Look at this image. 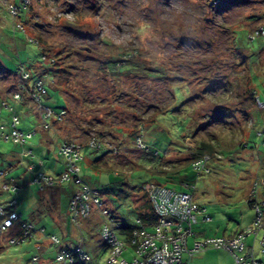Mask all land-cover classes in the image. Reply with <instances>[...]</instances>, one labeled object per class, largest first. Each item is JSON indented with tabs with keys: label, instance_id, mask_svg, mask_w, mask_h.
<instances>
[{
	"label": "rangeland",
	"instance_id": "rangeland-1",
	"mask_svg": "<svg viewBox=\"0 0 264 264\" xmlns=\"http://www.w3.org/2000/svg\"><path fill=\"white\" fill-rule=\"evenodd\" d=\"M260 27L264 0H0V169H10L0 175V202L15 195L4 191V180L13 177L21 188L16 211L34 226L33 236L21 243H8L11 230L0 235V264H29L32 256H39L40 264H57L50 234L81 245L91 255L85 264H120L136 256L130 243L121 255L111 256L100 241L96 209L86 222L75 225L65 212L63 191L59 196L58 188H46L39 196L41 191L29 181L37 172L55 176L62 169L57 155L61 140L54 132L65 137L69 130V139L84 142L88 137L82 129L88 127L103 131L104 141L128 144L125 148L118 143L119 154L106 153L99 161L116 172L90 167L101 150L83 149L81 163L105 207L123 223L135 225V197L147 190L149 181L175 188L149 166L182 165L186 153L204 141L214 144L205 166L209 171H197L189 162L179 171L194 201L212 217L202 222L197 216L193 230L202 232L203 239L248 229L254 213L246 197L254 190L256 200L264 194L254 188L256 181L264 185V111L250 95L251 88L261 98L264 94V37L247 38ZM108 58L110 71L105 67ZM125 58L131 59L125 61L128 70L118 72ZM54 65L67 67L62 76L66 91L51 85L50 73L38 75L39 67L53 71ZM25 73L31 77L29 86L38 76L46 84L43 106L59 111L67 105L63 122L54 132L48 130L49 144L42 139L47 132L43 121L26 95L25 104L12 99ZM57 75L54 84L62 73ZM9 107L20 118L19 129L38 130L25 144L32 150L28 156L22 155L21 145L1 137L2 130H9ZM118 129L127 137L142 132L145 148L131 138L128 143ZM62 188L68 191L69 185ZM59 203L62 211L54 218ZM41 228L45 232H38ZM263 234L260 230L245 236L244 250L237 251L246 257L243 264H264ZM220 250L210 246L182 260L236 264L232 254Z\"/></svg>",
	"mask_w": 264,
	"mask_h": 264
},
{
	"label": "built area",
	"instance_id": "built-area-1",
	"mask_svg": "<svg viewBox=\"0 0 264 264\" xmlns=\"http://www.w3.org/2000/svg\"><path fill=\"white\" fill-rule=\"evenodd\" d=\"M19 7V6H18ZM16 10V8L14 7ZM15 13V12H14ZM254 35H264V28L260 27L253 33ZM28 74H24L26 79ZM38 93H45L44 86L41 82L36 85ZM38 93H33L34 100L39 99ZM18 99V93L12 97ZM260 109H264V100H255ZM36 109L40 110L37 104ZM41 111V110H40ZM48 108H45V116L50 115ZM18 119L14 117L10 125V131L8 133H2V138L5 141H12L14 143L23 144L25 141L32 137L34 132L24 133L17 129ZM60 152L65 158L66 168L61 174L60 180L74 179V182L78 185H82L79 179V167L77 162L80 159L79 147L77 144L65 143L60 147ZM31 154L30 150H24L22 155L28 156ZM208 159L204 156L201 160L195 163L196 167L206 169L204 162ZM204 161V162H203ZM8 172L5 170L0 171V175L4 176ZM75 175V176H74ZM74 176V177H73ZM52 177L45 174H40L34 178L33 182L36 184H52ZM10 188L12 192L17 193V186L5 184V190ZM151 194H153V200L155 210L159 215V222L154 227L153 233L149 234L144 230L139 231L135 238L130 241L131 246L135 249L136 256L127 261L122 259L120 264H184L182 256L186 254L188 257L195 255L196 253L206 249L207 247H215L228 251L234 257L236 264H243L244 257H239L236 251L244 250V238L249 233H257L260 230L264 232V194L261 201L254 203L253 208L255 211L254 227H249L246 230L239 232L233 236L224 237H206L201 240H194L191 247L186 245L187 238L193 234L191 226L197 223V216L201 214V209L193 203L191 195L185 192H179L168 188H157L151 186ZM15 200L9 202L0 203V235L6 230L14 229L16 234L11 235L8 239V243H20L26 239H30L33 236V224L28 222H21L19 215L11 210L10 206H13ZM90 206L100 208L104 217L109 216L106 209L102 208V204L98 200V194L91 192L90 188L83 185L73 197L70 202V213L72 220L75 223H79V219L88 216L90 213ZM261 207V208H260ZM204 221H210L208 216L203 218ZM21 222V223H19ZM20 224V226H19ZM43 233V229L38 230ZM103 242L109 245L110 253L112 257L119 256L127 247L120 241L112 232V228L107 224L102 227L100 235ZM51 244H58L56 246L55 261L58 264H84L85 261H89V255L83 250L80 245L69 243L65 246L59 244V239L56 236L48 237ZM261 244H264V234L261 240ZM41 258L39 256H33L29 264H40ZM111 264V261H109ZM254 264H261L252 260Z\"/></svg>",
	"mask_w": 264,
	"mask_h": 264
},
{
	"label": "trees",
	"instance_id": "trees-1",
	"mask_svg": "<svg viewBox=\"0 0 264 264\" xmlns=\"http://www.w3.org/2000/svg\"><path fill=\"white\" fill-rule=\"evenodd\" d=\"M20 1V0H19ZM19 5V9H25V7H24V5H23V7L21 6V4H18ZM20 28H22L23 30H25L22 26L20 27ZM256 30V29H255ZM255 30H251L249 33H248V35H247V38H248V40L249 41H252V40H254V39H257V38H260V37H264V35H260V34H258V35H254L253 33H254V31ZM34 40L36 41V42H38V39H36V38H34ZM39 43V42H38ZM41 50H42V52H43V55L45 56V53H44V50L42 49V47H41ZM125 56H128V57H130V56H132L131 54H128V55H125ZM43 57V56H42ZM43 59H44V57H43ZM48 59V58H47ZM45 60V59H44ZM51 60V64L53 65V62L55 61V60H52V59H50ZM127 60H131V59H127V58H125V60L123 61V63L122 64H119V71L118 72H123V71H127L128 70V65H126L125 63V61H127ZM117 61V60H116ZM115 61V62H116ZM105 62H106V65H105V67H106V69H107V71H110L111 69L109 68V65H108V63L110 62V60H109V58L107 59V61L105 60ZM119 62V61H118ZM55 66V69L52 71V70H49V69H47V68H42V67H39V70L41 71V74H38L39 76H43V74H45V73H50L51 74V76H52V83H51V85H53L56 89H58L59 91L60 90H64V91H66L64 88H66L64 85L62 86V83H66V81L65 82H63V79H62V76L64 75L65 77H66V73L68 72L67 71V67L66 68H64V67H62V66H56V65H54ZM59 72H61L62 73V75L59 77V79L60 80H58V85L57 84H54L55 83V80H54V78H55V76H58L57 74H59ZM21 76H23V75H21ZM20 76V77H21ZM37 77L35 80H34V82H33V84H32V86H29L28 85V80L31 78L29 75L27 76V78L25 79L24 78V80L25 81H23L22 79V81H20L21 82V84H20V88H19V93H18V99H13L15 102H18V103H20V102H22L24 99H25V95H26V98H27V100H29L30 102H31V104L33 105V108H32V106L31 107H29L30 109L32 108L34 111H35V113H37V115L39 116V117H41V119H42V124H43V128H42V130L43 131H46L47 130V132H46V134H44V136H46L48 133H49V129H51V131H53L54 132V126L55 125H57V124H60L61 122H63V120H64V118H65V116H66V114H67V105H66V107H63V108H61L59 111H55V109H53V108H50V107H46V106H43V104H42V101H43V99L45 98V97H47V94H48V88H47V86H46V84L44 83V81L40 78V77ZM38 82H41L42 83V85L44 86V89H45V93H38V90H37V88H36V85H37V83ZM60 85H61V87H60ZM58 86V87H57ZM33 93H38V95H39V99L38 100H34V97H33ZM250 95H251V97H252V99L255 101V100H260V101H262V100H264V94H263V97L261 98V96L260 95H257V92L253 89V88H251L250 89ZM23 103V102H22ZM23 104H25V103H23ZM37 104L39 105V107H40V110H38V112H36V106H37ZM27 105V104H26ZM28 106V105H27ZM8 107V106H7ZM45 108H48V110L51 112L50 113V115L48 116V117H46L45 116V114H44V112H45ZM9 109L11 110V114H10V116H9V130H2V132H1V137H2V133H8L9 131H10V125H11V123H12V119L14 118V117H16L17 119H18V121L20 122V118H19V116L17 115V113H16V111H15V109L13 108V107H9ZM260 110H262V111H264V109H260ZM243 112H244V114L245 115H247L248 117H249V110L248 109H245V110H243ZM102 128H104V127H102ZM17 129H19V123L17 124ZM139 129H142L141 127L139 128ZM20 131H22V132H24L25 134L26 133H30V132H34L33 134H32V136L34 135V134H36L37 133V128H29V129H26V130H22V129H19ZM82 130H84V136H87L88 138L86 139V140H84V142H79V141H77V140H75V139H69L68 138V136H69V130H68V132H67V134L65 135V137L63 136H60L57 132L55 133L54 132V136H57L58 138H60V144L58 145V151H57V155L58 156H60L61 158H62V162H63V167H62V169L55 175V176H52V175H49V174H47V176H50V177H52V179H53V181H52V184H50V185H43V184H36L35 183V185L38 187V189H39V191H41L40 192V194H39V196H41V194H42V191L43 190H45L46 188H58L60 191H63L64 190V188H62V186L63 185H65V184H68L69 185V190L68 191H66V190H64L63 192L65 193V200L67 201V209H66V211L65 212H67L68 213V218L71 220V223H73V224H75V225H82L84 222H86V220L91 216V213H92V210H93V208L94 209H96L97 211H98V213H99V215H101V219L99 220V225H98V234H99V237H100V235H101V232H102V227L104 226V224L106 225H108V226H110V228H112V232L114 233V235L120 240V241H122L123 243H124V245H125V247H126V243H130V241H131V239L132 238H135L136 237V234L139 232V231H141V230H144L145 232H147V233H149V234H151V233H153L154 231H153V229H154V227L158 224V220H159V215L157 214V212H156V210H155V205H154V200H153V194H151V186H154V189H157V188H168V189H172V190H175V191H179V192H185V193H188L189 195H191V197H192V201H193V203L194 204H196L200 209H201V214H199V215H201V221L202 222H210L211 220H212V217L210 216V214L208 213V210H207V208L205 207V206H203V205H200V204H198V203H196L195 201H194V199H193V196H192V194H191V192L189 191V189H191V186H190V184L187 182V180H186V177L185 176H182V175H180V169L182 168V167H184L188 162H189V164H191L192 165V167L195 169V170H197V171H200V172H203V173H207L208 171H209V169L206 171H204V169L203 168H200V167H196L195 166V163L198 161V160H201L204 156H207L208 157V159L209 158H211L210 156H209V153H212L213 152V148H214V144H213V142H211V143H209V142H201L198 146H196L195 148H193L192 150H190L189 152H187L186 153V158H184L183 159V162H182V165H178V164H173L172 163V165H171V163H168V165H166V166H162V164L161 165H159V163H154V164H152V165H150L149 166V168H148V170L152 173V174H156V175H159V176H165L164 178L166 179V180H169V182H173L174 184H175V188H172V187H169V186H167V185H164L163 183H160V182H158V181H156V180H151V181H149V184H148V188H147V190H145L143 193H141V194H139V195H137L136 197H135V206H134V209H135V212H136V223H135V225H130V224H126V223H123L121 220H119L118 219V217H116L115 215H114V213H112L111 211H109V209L107 208V207H105V205H104V202H103V200H102V196H101V192L97 189V188H95L94 186H92L88 181H87V177H86V175L85 174H83V169H82V167H81V163L85 160V157L82 155V150L83 149H88V150H95V151H102V154L100 155V156H98L97 158H95L93 161H91V162H89V164H90V167L91 168H93V169H97V170H104V171H108V172H110V171H113V172H116V171H114L113 170V168L111 167V166H104V167H102L100 164H99V161H100V159H101V157L103 156V155H105L106 153H114V154H119V147H120V144L123 146V147H125V148H127L128 147V144L124 141V143L121 141V142H118V143H120V144H118V143H116L115 144V142H111V141H104L103 139H102V137H104V134H102L103 133V131H101V130H96V128H91V127H88V129H86V128H84V129H82ZM118 132H119V134H122L123 136H124V134H123V132L122 131H119V129L117 130ZM139 131H142V130H139ZM50 135H48V137H49ZM124 137H127V135L126 136H124ZM130 138H131V140L132 141H135V143L137 142V143H140L141 144V146H142V148L144 149L145 148V145H144V141H143V134H142V132H138L137 134H134V135H130V136H128L127 137V142L129 143L130 141ZM3 139V138H2ZM4 140V139H3ZM29 140V139H28ZM45 140V139H44ZM5 141V140H4ZM8 141H10V140H8ZM8 141H6V142H8ZM46 141V143L47 144H49V142H50V140L49 139H47V140H45ZM26 142L27 141H25L23 144H21V143H15V144H19V145H21V147L24 149V150H30L31 151V153H32V150L31 149H29V148H26V146H25V144H26ZM14 143V142H13ZM65 143H70V144H77L78 145V147H79V154H80V159L78 160V162H77V166L79 167V179H80V182H81V184L82 185H78V184H76L75 182H74V179H68V180H60V177H61V174L63 173V171L65 170V168H66V162H65V158H64V156L62 155V153L60 152V147L63 145V144H65ZM140 144H139V146H140ZM49 146V145H48ZM187 149H188V147H187ZM23 150V151H24ZM156 153V152H155ZM151 154H154V152L153 153H151ZM152 157V156H151ZM207 159V160H208ZM144 160V159H143ZM146 161V160H145ZM146 162H149L148 160L146 161ZM178 162V161H177ZM204 162V161H203ZM207 162V161H206ZM206 162H204V165L206 166ZM149 163H151V162H149ZM101 164H102V162H101ZM133 165H135V163H132ZM138 164H136V166H137ZM171 165V166H170ZM99 168V169H98ZM2 170H5V171H7V170H10L8 167H6V168H2V169H0V171H2ZM170 170H171V172H170ZM8 172V174H9V171H7ZM39 173L40 172H37V173H35V174H33L31 177H30V179H29V181H30V183H33V180H34V178L35 177H37L38 175H39ZM8 174H6V175H8ZM40 174H44V173H40ZM46 175V174H45ZM5 176V175H4ZM75 176V175H74ZM73 176V177H74ZM262 180H264V178L262 179ZM4 182L7 184V185H14V186H17V193L20 191V186H19V184H17L16 183V181H15V179L13 178V177H10V179H5L4 180ZM256 184H255V186H254V188H257V189H260L261 191H263L264 192V189H261V188H264V185L262 184V182H259V181H256L255 182ZM83 185H86V186H88L89 188H90V190H91V192H96L97 194H98V200L100 201V203L102 204V208H104V209H106L107 211H108V213H109V216L107 215V217H104V215L101 213V209L100 208H97V207H91L90 206V208H91V210H90V213H89V215L88 216H85V217H83V218H80L79 219V223H75L73 220H72V215H70L71 213H70V202H72V200H73V197H74V195L79 191V190H81V188H82V186ZM261 185H262V187H261ZM258 186V187H257ZM0 191H2V190H0ZM4 191H9L8 193H14V192H12L11 191V189L10 188H8V189H6V190H4ZM17 193H15V195H16V197H15V195H13V197L11 198V199H7V200H5L4 202H9V201H12V200H15V203L13 204V206H10V208H11V210H13V211H15L16 213H17V211H16V206H17V203H18V199H17ZM256 195L258 196V194L255 192V190H254V192H252V194H250V195H248L247 197H246V202H247V205H248V207L252 210V212L254 213V216H253V220H252V223H251V225H250V227L251 228H253L254 227V222H255V211H254V208H253V204L254 203H257V202H259V201H261V199L262 198H259L258 200H256ZM60 196V195H59ZM262 196H263V194H262ZM40 199H42V197H40ZM39 199V200H40ZM60 199V198H59ZM60 201V200H59ZM0 203H3L2 201L0 202ZM44 203L43 202H40L39 203V205H43ZM59 205H60V207H59V210H61L62 211V204L61 203H59ZM261 208V207H260ZM47 211H48V208L46 209ZM18 215H19V220L21 221V222H28V223H32V222H30V221H28V220H23V219H21L20 218V214L19 213H17ZM198 215V216H199ZM205 216H208L209 218H210V221H204V219L203 218H205ZM21 222H19V223H21ZM56 222V221H55ZM199 223V220H198V218H197V223H195V224H192V226H191V229H192V232H193V234L191 235V237H193V241L194 240H201V239H198L196 236L198 235L197 234V232H195L194 230H193V226L194 225H196V224H198ZM33 224V223H32ZM19 226H20V224H19ZM41 229H43V232H45V230H44V228H41ZM33 230H34V228H33ZM13 233H11L12 235H14V234H16V231L14 230V229H12L11 230ZM241 232V231H240ZM239 232L237 231V232H235L233 235H235V234H238ZM119 234H121L122 235V238H123V240H122V238H121V236L119 237ZM55 236V234H50V236ZM49 236V237H50ZM57 237V236H56ZM190 237V236H189ZM217 237H221V236H217ZM222 237H224V236H222ZM58 238V237H57ZM206 238V237H205ZM59 239V244H61V245H64L65 244V246L66 245H68L69 243H72V244H74L73 242H69V241H62L60 238H58ZM100 241H102V239H101V237H100ZM66 242V243H65ZM103 242V241H102ZM21 243V242H20ZM108 248H110L109 247V245L108 244H106L105 242H103ZM193 243V242H192ZM11 244V243H10ZM13 244H16V243H13ZM52 245H54L55 247L58 245H56V244H52ZM78 245V244H77ZM81 246V245H80ZM192 246V245H191ZM190 246V247H191ZM2 249V248H1ZM0 249V250H1ZM84 250V249H83ZM110 250V249H109ZM263 251H264V249H262ZM85 251V250H84ZM88 255H89V257H90V259H89V261H91V255L87 252V251H85ZM123 253V252H122ZM121 253V254H122ZM236 253H237V251H236ZM120 254V255H121ZM194 256V255H193ZM33 257V256H32ZM31 257V258H32ZM55 257H56V255H55ZM192 257V256H191ZM55 259V258H54ZM31 260V259H30ZM56 262V261H55ZM88 261H85V263H87ZM57 263V262H56ZM84 263V264H85ZM260 263V262H259ZM58 264V263H57Z\"/></svg>",
	"mask_w": 264,
	"mask_h": 264
},
{
	"label": "crops",
	"instance_id": "crops-1",
	"mask_svg": "<svg viewBox=\"0 0 264 264\" xmlns=\"http://www.w3.org/2000/svg\"><path fill=\"white\" fill-rule=\"evenodd\" d=\"M43 141H44V139L45 140H47V139H49L48 138V134L46 135V136H44L43 138ZM262 182V181H261ZM64 191V190H63ZM61 194V191L59 192V194L58 195H60ZM47 205H49V204H47ZM58 207H60V205H58ZM48 208V207H47ZM49 212V211H48ZM60 213V210L59 209H57L56 211H55V216L52 214V216L54 217V218H56L57 216H58V214ZM57 214V215H56ZM56 221V220H55ZM197 238L198 239H200V237L199 236H203L204 237V234L202 233V232H197ZM233 232L230 234V235H227V236H233ZM191 237V236H190ZM190 237H188L187 238V242H186V245L188 246V247H190L191 245H192V242H193V240H192V237L190 238ZM189 239H190V241H189ZM221 252H223L225 255L227 254H229L226 250H220ZM184 255H186V254H184ZM187 256V255H186Z\"/></svg>",
	"mask_w": 264,
	"mask_h": 264
},
{
	"label": "bare ground",
	"instance_id": "bare-ground-1",
	"mask_svg": "<svg viewBox=\"0 0 264 264\" xmlns=\"http://www.w3.org/2000/svg\"><path fill=\"white\" fill-rule=\"evenodd\" d=\"M71 215V214H70Z\"/></svg>",
	"mask_w": 264,
	"mask_h": 264
}]
</instances>
